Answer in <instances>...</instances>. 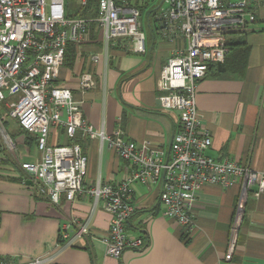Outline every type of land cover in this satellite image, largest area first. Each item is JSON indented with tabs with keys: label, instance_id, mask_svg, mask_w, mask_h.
<instances>
[{
	"label": "built area",
	"instance_id": "2783aa9c",
	"mask_svg": "<svg viewBox=\"0 0 264 264\" xmlns=\"http://www.w3.org/2000/svg\"><path fill=\"white\" fill-rule=\"evenodd\" d=\"M75 1L80 6L76 18L71 17L67 0H0V105H5L9 118L37 137L41 154L34 162L22 163L21 168L39 198L56 205L63 199L74 202L78 196L93 199L83 222L73 220L70 224L77 223L78 233L73 238L64 233L59 249L74 246L82 236L91 234L100 204L111 215L109 228L99 236L107 255L118 259L128 248H143L144 238L132 237L126 231L135 213L131 194L138 183L160 185L164 216L182 226L186 235L194 231V206L204 186H239L226 254L230 261L250 196L264 194V173L247 163L215 160L206 155L212 138L198 110L196 92L209 66L225 62L229 37L245 32L255 22V0H160L154 8L160 9L155 19L158 32L176 44L158 85L161 109L177 113L179 118L166 160L165 151L150 142L126 140L121 130L109 135L95 129L84 117L73 92L54 84L69 44L80 46L98 39L108 47L111 42L127 39V48L132 52L145 53L141 8L153 7L159 0ZM81 9L88 15L81 16ZM80 87L84 91L96 87L92 73L81 75ZM78 131L86 138L108 142L129 164L130 172L122 182L114 185L99 180L84 188L88 158L81 145L50 143L53 132L74 140ZM56 258L57 253L29 260L0 257V264H52Z\"/></svg>",
	"mask_w": 264,
	"mask_h": 264
},
{
	"label": "crops",
	"instance_id": "0c3cea01",
	"mask_svg": "<svg viewBox=\"0 0 264 264\" xmlns=\"http://www.w3.org/2000/svg\"><path fill=\"white\" fill-rule=\"evenodd\" d=\"M253 5L255 22L245 32L229 37L231 45L241 44L248 50L242 71L209 72L198 82L196 103L212 138L206 155L247 163L264 173V0H255ZM154 27L146 37L143 54L127 48V39L111 42L108 47L98 39L74 44L77 52L66 55L54 84L73 92L84 117L95 129L109 135L121 130L126 140L150 142L165 151L166 160L179 118L177 113L161 109L158 85L176 44L165 39L156 24ZM85 72L92 73L96 80V87L87 91L80 87ZM20 132L15 123L12 136L17 155L5 152L2 157L0 152V257L29 260L57 253L52 264H264V194L250 196L236 252L226 260L239 186H204L194 206V231L186 235L182 226L164 216L160 185L138 183L131 194L135 213L126 231L132 237L144 238L143 248H128L118 259L107 255L99 236L109 228L111 215L100 204L91 234L60 250L62 235L73 238L78 233L77 223L70 224L73 220L83 222L93 199L78 196L74 202L63 199L56 205L37 197L21 164L36 161L41 154L37 143H29ZM50 143L81 145L88 158L84 188L99 180L115 185L130 172L129 164L108 142L86 138L81 131L74 140L53 132Z\"/></svg>",
	"mask_w": 264,
	"mask_h": 264
},
{
	"label": "rangeland",
	"instance_id": "374dc122",
	"mask_svg": "<svg viewBox=\"0 0 264 264\" xmlns=\"http://www.w3.org/2000/svg\"><path fill=\"white\" fill-rule=\"evenodd\" d=\"M159 3L160 0L159 2H155L153 4V7L149 6L146 8L145 7L141 8V12H142L141 21L146 37L150 36L152 29H155L154 26L156 24L155 22L156 15L160 13V9H154V8H157ZM67 7L69 9L71 17L76 18L78 16L77 12L80 9L79 4L75 0H67ZM6 110L7 109L4 104L0 105V119L2 123V125H0V146H1L0 152L2 154L6 152L7 155L11 154L13 156H16L17 152H16V146L14 140L15 138L14 136H12V131L15 128V121L13 119H9ZM6 122L9 123V125L6 126ZM11 144L14 145L12 146ZM2 157H5V154Z\"/></svg>",
	"mask_w": 264,
	"mask_h": 264
},
{
	"label": "trees",
	"instance_id": "16d2710c",
	"mask_svg": "<svg viewBox=\"0 0 264 264\" xmlns=\"http://www.w3.org/2000/svg\"><path fill=\"white\" fill-rule=\"evenodd\" d=\"M80 11H81L80 12L81 16H87L88 15V12L85 9H81ZM240 46H241V44H232L231 45V43H229V41H228V47L230 48V50H229V53L226 57L225 62L224 63H213V64H211L208 68L207 74L213 70H215L217 72H223V71L228 72V71L235 70V69H237L238 71L239 70L242 71V67L244 66V64L246 62L245 57L247 55L248 50L241 48ZM68 51H69V53H67V54L69 56L70 55L74 56L75 53L77 52V46H75L74 44H69ZM14 121L21 131L20 134H24L27 137L29 143H30V141L37 143V137L36 136L25 131L19 125V123L16 120H14ZM6 125H9V123L6 122ZM0 148H1V146H0ZM1 224H2V212L0 210V226H1Z\"/></svg>",
	"mask_w": 264,
	"mask_h": 264
},
{
	"label": "water",
	"instance_id": "95a60500",
	"mask_svg": "<svg viewBox=\"0 0 264 264\" xmlns=\"http://www.w3.org/2000/svg\"><path fill=\"white\" fill-rule=\"evenodd\" d=\"M28 183L31 184V185L33 184L32 181H29Z\"/></svg>",
	"mask_w": 264,
	"mask_h": 264
}]
</instances>
